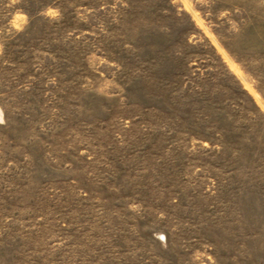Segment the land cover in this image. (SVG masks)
Returning a JSON list of instances; mask_svg holds the SVG:
<instances>
[{"label": "rangeland", "instance_id": "1", "mask_svg": "<svg viewBox=\"0 0 264 264\" xmlns=\"http://www.w3.org/2000/svg\"><path fill=\"white\" fill-rule=\"evenodd\" d=\"M0 264H264V0H0Z\"/></svg>", "mask_w": 264, "mask_h": 264}]
</instances>
